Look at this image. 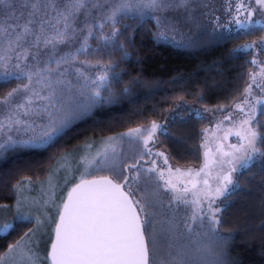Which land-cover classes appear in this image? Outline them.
<instances>
[{
  "label": "snow or ice",
  "instance_id": "6c2138e0",
  "mask_svg": "<svg viewBox=\"0 0 264 264\" xmlns=\"http://www.w3.org/2000/svg\"><path fill=\"white\" fill-rule=\"evenodd\" d=\"M255 3L264 8V0H255ZM207 7L204 0H0L3 11L0 15V83H9L12 78L21 81L0 96V111L6 113L0 121V133H4V139L0 140V159L20 147L53 146L73 121L95 107L116 103L119 96L128 91L127 85L119 92L109 87L110 70L115 61L79 59L81 53L90 50V39L97 42L92 49L97 54L111 47L127 56L121 41L123 30L117 24L130 13L137 14L141 20L147 17L154 21L153 35L167 40L175 39L186 25H196L197 16L205 15L201 9ZM229 11L232 12L231 6ZM234 13L230 22L221 27L228 30L234 24L244 30L261 23L252 21L253 10L242 2L237 4ZM244 13L247 15L241 19ZM214 20L219 23V17ZM64 48L69 50L64 51ZM253 48L264 51V37L238 45L232 52ZM249 63L258 70L249 73L243 100L234 105L241 111L244 105L250 104L253 85L260 87L257 78H264V64L256 59ZM77 64L80 67H76ZM85 68H100L101 71L92 76ZM71 74L78 77L77 82L81 84L78 92L86 97L84 101L72 103L62 99L65 90H70L72 81L66 77ZM41 113L44 122L38 125L21 119V116ZM253 119L254 109H250L239 124L244 134L235 133L246 143L231 145V151L227 152L218 147L219 159L216 154L207 159L209 151H206L204 165L195 172L192 169L182 171L179 167L173 169L163 152H153L157 130L161 127L155 122L109 137L87 163L107 169L116 180L81 178L63 203L55 241L44 259L50 264H156L155 255L159 249V264H174L181 255L175 243L174 217L167 221V227L159 231L156 228L160 223L156 220L158 210L165 207L164 196L169 195L167 207L170 210H178L181 206L191 209L184 221L188 233L206 227L215 237L218 251L213 264H222L228 241L220 235L219 226L228 198L239 187L233 174L247 168L255 155L264 156L256 147L258 133L251 127ZM21 125L25 132H31L27 139L8 134ZM124 137L141 145V151L132 162L121 166L117 145ZM152 156L162 157L167 167L158 166ZM145 157H149V161L146 162ZM184 175L194 178L173 179ZM26 182H30V178L14 186L18 193L16 214L13 220L0 224V234L13 231L17 223H31L33 219L40 223V217L34 215L32 209L40 212L42 206L38 207L37 201L29 204L28 199L20 195ZM54 187L49 177L50 199ZM48 203L49 200L43 202L44 205ZM146 232L151 236V250ZM35 236L36 230L29 229L10 244L0 255V264H41L34 250Z\"/></svg>",
  "mask_w": 264,
  "mask_h": 264
},
{
  "label": "trees",
  "instance_id": "16d2710c",
  "mask_svg": "<svg viewBox=\"0 0 264 264\" xmlns=\"http://www.w3.org/2000/svg\"><path fill=\"white\" fill-rule=\"evenodd\" d=\"M117 27L123 30L121 41L127 56L111 47L97 54L92 51L97 42L90 39V50L81 53L79 59L115 61L110 70L109 87L119 92L127 85L128 91L120 95L116 103L95 107L73 121L53 146L10 150L0 159V206L16 201L14 186L18 181L46 179L62 155L89 140L118 136L129 128L151 121L166 119L165 125L157 130L153 152L155 147L161 146L171 162L181 167L200 166L204 160L205 128L216 120L212 114L227 111L243 99L242 93L249 83L248 75L257 70L249 61L256 59L264 63V51L259 48L232 52L238 45L259 41L264 37V27L217 35L204 24L200 34L190 33L187 38L176 36L165 40L153 35L154 21L147 17L141 20L135 13L121 19ZM100 71V68H85V72L92 76ZM66 79L72 84L62 99L72 103L84 101L86 97L78 92L81 87L78 77L71 74ZM20 82L12 78L9 83H0V96ZM185 101L196 102V112H192L190 106H183ZM170 113H174L173 118ZM255 125L260 133L259 149L264 152V108L259 112ZM117 151L121 154L122 166L138 157L141 145L135 141L131 144L124 141L118 144ZM148 160L149 157H145V161ZM103 171L104 176L113 177L107 169L103 168ZM238 182L239 187L228 198L221 214L220 235L228 241L222 264H264V156L258 155L253 163L243 168L238 174ZM76 184L65 194L51 225L49 251L63 203ZM160 209L156 216L160 221L156 225L158 231L167 227V221L171 219L168 216L171 213L165 215ZM35 224L34 220L17 223L13 231L0 234V255ZM175 231V243L181 255L174 264H213L218 251L217 241L206 227L196 229L199 235L190 234L177 225ZM146 236L151 250V236L148 232ZM160 259L161 253L157 249L156 264Z\"/></svg>",
  "mask_w": 264,
  "mask_h": 264
},
{
  "label": "rangeland",
  "instance_id": "374dc122",
  "mask_svg": "<svg viewBox=\"0 0 264 264\" xmlns=\"http://www.w3.org/2000/svg\"><path fill=\"white\" fill-rule=\"evenodd\" d=\"M205 3H207L208 7L201 9L202 12L205 13V15L197 16L196 25L188 24L185 27L181 29V32L177 36H183V38H187V34L192 33L191 35H194L195 33L200 34L202 32V26L205 24L209 31L221 35L226 34L230 32H234L237 30H240L236 28V26L233 24L230 29L226 30L225 28L221 27V25H224L226 23H229L231 20V15H234V9L236 8L238 3H244L247 7L251 8L253 10V15L251 17L252 21L259 20L261 23L259 25H250L249 28H255V27H262L264 25V8H262L260 5H257L255 3V0H204ZM229 6H231L232 12L229 11ZM247 13H244V15L241 16V19L246 16ZM215 17H219V23L217 24L214 20ZM196 26L189 27V26ZM199 25V26H197ZM264 64V63H263ZM258 70V69H257ZM256 70V71H257ZM257 84L260 85V87H257L256 85H253V88L251 90V95L249 96L250 104L244 105L243 111L240 109L232 106L227 111H216L214 114H212L213 117L216 118L215 122L208 125L204 131V160L203 163L200 166L196 167H181L177 165L176 163H173L169 160L165 149L161 146H157L154 148V152H163L165 156L168 158V164L173 167V169L179 167L182 169V171H186L187 169H192L193 172L198 171L205 163L206 157L205 152L209 151V157L207 159H211L213 154H216V150L218 147L222 148L223 151H231L230 146L231 145H237L239 146L241 143H246V141L241 140L240 137H238L235 133L241 132V135H243V130L239 127L240 121L244 120L249 114L250 109H254V119L251 123V127L258 133V138L256 141V147L259 148V131L257 129V126L255 125V121L258 117L259 112L264 108V103H257V101H264V78H257ZM44 94V93H43ZM243 100V99H242ZM242 100L238 101L236 104L241 103ZM42 103H46L42 102ZM196 102H182V105L184 106H190L192 109V112H196L195 108ZM235 104V105H236ZM182 107V106H181ZM198 112V111H197ZM5 112L0 111V121L4 119ZM209 114V113H207ZM225 116H230V120H225ZM170 117H174V113H170ZM21 119L27 120L28 123L35 122L36 125L41 124L44 122V114L41 113L40 115L32 114L28 117L21 116ZM152 122L157 123L158 125H165L166 119L162 121H151L148 123H144L142 125H148ZM141 126V125H139ZM137 126V127H139ZM10 135H13L14 137H21L24 139H27L28 136L31 135V132H25L24 126H18L14 127L10 133ZM115 137V136H113ZM125 138V139H124ZM120 143L131 144L133 140H130L128 137H124ZM4 139V133H0V140ZM107 139H93L89 140L88 142L82 144L80 147L62 155L58 158L52 169L50 170V173L46 177V179L41 181H31L26 182L24 184V190L20 195L26 197L28 199L29 204H31L32 201H37L38 207H41L40 212H36L35 208H33L34 215H38L40 217V223L35 224V226L31 229L36 230V236L34 239V250L38 252L40 258H41V264H50L49 260L44 259V257L47 256V254L50 252L49 247L51 243V236L50 233L52 231V223L55 221V217L58 214V210L60 209L63 199L65 197V194L67 191L77 182H80L81 178L88 179V178H94L103 175V168H97L96 166H90L87 163L88 159H91L95 153L99 150H101ZM206 145V146H205ZM118 147V145H117ZM32 148H38V147H20L19 150H28ZM120 151V149H118ZM258 157V154L254 156L253 160L249 162L248 165L253 163V161ZM216 158L219 159V155L216 154ZM152 159L156 160L157 165L160 167L166 168L167 166L163 163L162 157H156L153 156ZM97 160H99V157H97ZM149 161V160H148ZM147 162V161H146ZM242 169H240L237 173H234V179L238 181V174L240 173ZM49 177H51V183L55 186L52 189L51 192V199L49 198ZM193 176L184 175L182 177L176 176L173 177L174 180L176 179H183V180H191L193 179ZM239 183V182H238ZM169 198V195L164 196V204L165 207L161 208L160 210L164 212L165 215H170L171 218L174 217L175 225L178 227L184 228V221L187 218L188 215H190L191 209L186 208L185 206H181L178 210H170L167 207V200ZM17 199H18V193H17ZM12 204H6L2 205L3 207H0V224L13 220L16 214V202ZM44 200H49V203L47 205H44ZM59 206V207H57ZM25 211H28V208L24 209ZM166 212V213H165ZM35 221V219H33ZM36 222V221H35Z\"/></svg>",
  "mask_w": 264,
  "mask_h": 264
},
{
  "label": "water",
  "instance_id": "95a60500",
  "mask_svg": "<svg viewBox=\"0 0 264 264\" xmlns=\"http://www.w3.org/2000/svg\"><path fill=\"white\" fill-rule=\"evenodd\" d=\"M103 177H108V178L114 179V178L111 177V176H99V177H94V178H88L87 180H99V179H101V178H103ZM114 180H116V179H114ZM117 182H118V181H117ZM79 183H80V182H79ZM77 184H78V183H77ZM77 184H76V185H77ZM76 185H75V186H76ZM75 186H74V187H75ZM74 187H73V188H74ZM73 188H72V189H73ZM70 192H71V191H70ZM67 197H68V196H67ZM66 200H67V199H66ZM57 223H59V219H58V222H57ZM145 235H146V233H145ZM146 238H147V236H146ZM54 241H55V235H54L53 242H54ZM53 242H52V243H53ZM51 245H52V244H51ZM50 251H51V248H50Z\"/></svg>",
  "mask_w": 264,
  "mask_h": 264
}]
</instances>
